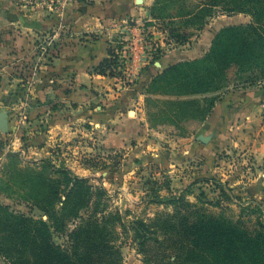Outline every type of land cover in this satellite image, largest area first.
Segmentation results:
<instances>
[{"label":"rangeland","instance_id":"1","mask_svg":"<svg viewBox=\"0 0 264 264\" xmlns=\"http://www.w3.org/2000/svg\"><path fill=\"white\" fill-rule=\"evenodd\" d=\"M250 3L261 5L264 0H154L141 21L144 62L154 60L159 48L167 53H181L191 48L207 27L218 29V33L228 26L251 23L253 16L246 12ZM133 19L136 25L135 18L125 20L129 23ZM149 33L151 38L147 36ZM263 53L264 50H260L258 55ZM22 61L15 64L19 76H23V69L29 66L26 60ZM254 67L230 86L237 90L264 87V77L259 78L264 63ZM233 73L234 69L231 76ZM221 93L209 95L220 96ZM188 123L183 121L184 125L179 128L182 132L178 129L176 133L178 136L188 134ZM79 125L82 132L74 138L50 144L44 141V152L31 153L33 156L28 157L22 154L28 146L20 128L16 129L18 125L11 135L22 139L15 143L11 138L0 139V202L15 215L5 218L0 211V264H57L48 254L54 244L70 257L67 264L75 263L78 255L85 256L86 251L92 253L98 243L108 245L114 264H224L223 255L202 249L200 240L192 236V242L187 241L185 236L191 235L189 225L214 218L233 222L255 234L264 223V198L260 195L241 205L218 208L208 201L219 198L220 191L217 194V188L207 182L206 190L197 192L209 203L207 206L193 205L186 192L179 194L183 181L194 183L204 177L197 174L200 170L196 161L179 168L177 165L168 173L156 172L150 168V163H142L143 156H137L131 151L132 147L108 150L99 133H83L85 129L92 132L99 127L91 120H81ZM8 134L10 132L4 135ZM174 142L175 152H183L179 139L175 138ZM163 143V147H169L168 142ZM243 154L222 152L220 155L221 159L235 161L226 167L230 170L228 174L236 176L245 187L235 193L238 197L247 195L249 189L253 192L260 189L259 185L252 184L257 181L261 184L264 179L261 174L255 175L251 153L246 154L249 161L246 156L244 160ZM78 179L84 180L83 187H75ZM33 180L40 184L33 187ZM58 181L61 201L54 204L50 201L57 200ZM70 196L89 198L81 217L70 218L74 207L65 201ZM21 215L32 220L29 229L19 224ZM59 219H66L65 230L55 228L54 223L61 222ZM76 230L78 234L72 235ZM84 237L88 240H81ZM106 254H109L107 248Z\"/></svg>","mask_w":264,"mask_h":264},{"label":"crops","instance_id":"2","mask_svg":"<svg viewBox=\"0 0 264 264\" xmlns=\"http://www.w3.org/2000/svg\"><path fill=\"white\" fill-rule=\"evenodd\" d=\"M153 1L65 0L59 8L50 9L23 0H0V109L10 113V134L0 133V139L11 138L13 143L22 139L11 135L18 125L16 129L20 128L31 142L22 154L39 155L45 150L44 141L50 144L72 139L82 132L79 122L89 119L99 127L83 133H99L108 150L132 147L137 156H143L142 163H150L156 172L168 173L177 165L179 168L196 161L200 170L197 174L228 180L233 194H220L214 202L208 201L218 208L241 205L258 195L264 198V179L261 184L253 182L252 186L259 185L257 191L249 189L247 195L236 196L245 187L236 176L228 174L230 170L220 156L222 152H244L243 156L251 153L255 175L264 178V87L237 90L229 86L203 120H188L186 136H178L179 128L173 123L152 120L151 114L157 108L148 103V98L163 97L147 91L154 76L170 64L202 57L218 31L207 27L191 48L168 52L161 60L146 64L141 21ZM129 18H135L136 25L131 32L134 59L127 69L137 80L130 86L97 72L110 55V41L119 38L111 24ZM49 33L57 36L52 55L37 47L38 38ZM21 59L29 64L23 76L15 72L16 61L22 63ZM201 134L213 137L203 143L197 138ZM175 138L181 142L183 152H175ZM163 141L169 147H163ZM182 183L179 194L186 192L193 205H209L197 193L206 190L204 181Z\"/></svg>","mask_w":264,"mask_h":264},{"label":"trees","instance_id":"3","mask_svg":"<svg viewBox=\"0 0 264 264\" xmlns=\"http://www.w3.org/2000/svg\"><path fill=\"white\" fill-rule=\"evenodd\" d=\"M246 12L253 16L251 23L232 25L221 29L214 37L209 50L202 57L170 64L161 73L154 76L147 91L153 96H163L157 98L150 96L148 98V103L157 108V111L151 114L155 123L168 121L180 128L183 121L203 120L219 99L218 94L209 95L211 92L221 93L233 81L240 79L246 71L264 63V53L258 55L260 50H264V4L250 3ZM134 25L135 22L131 21L130 26ZM150 35L151 33L147 34L148 37ZM125 44V41H120V43L110 45V55L97 67L98 73L114 77L121 76L122 73L118 69L120 63L117 51L121 50ZM158 50L159 53L154 54V60L150 63L161 60L167 53L161 48ZM233 69L234 73L231 76L230 73ZM260 77H264V67ZM135 83H137L136 79L128 81L126 85L130 86ZM25 140L26 146L31 143L30 139ZM33 181L34 183L31 181L33 187L40 184L38 180ZM201 181L213 184L212 186L217 188L215 190H219L221 195L233 194L234 192L230 189L228 180L223 182L215 177L204 176L199 177L194 183ZM83 182L82 179L76 180L75 187H83ZM85 188L89 189V187ZM60 189L61 184L58 181L57 200L55 198L50 202L56 204L61 201ZM65 201L66 204L71 203L74 207L73 215L70 218H77L81 217L82 209L88 207L89 198L70 196ZM0 211L4 213L5 218L15 216L9 211V207L1 202ZM19 221L23 229L31 227L32 220L29 217L21 215ZM59 221L61 222L57 225L56 222L54 223L55 228L59 231L65 230L67 227L66 219H59ZM189 227L191 228V235L185 236L187 241L192 242V236L200 240L202 249L223 255L224 264H264V223H261L260 230L255 234L233 222L214 218H209L200 224H190ZM76 234H78V230L72 233V235ZM81 240H88V238L84 237ZM102 244L104 243H98L92 253L86 251L85 256L78 255L74 259L75 263L69 264H114L110 260V248L108 245ZM49 248L52 250L48 253L49 257L54 258L57 264H67L70 257L65 251H62L60 246L54 244ZM106 248L109 251L108 255Z\"/></svg>","mask_w":264,"mask_h":264},{"label":"built area","instance_id":"4","mask_svg":"<svg viewBox=\"0 0 264 264\" xmlns=\"http://www.w3.org/2000/svg\"><path fill=\"white\" fill-rule=\"evenodd\" d=\"M64 1L65 0H23V2H25L26 4H29V5L41 4L50 9L59 8L63 4ZM132 21H134V19ZM111 26L118 30L119 38L111 40L110 45L120 43V41L126 42L124 47L121 50L117 51L119 63H120V66L118 69L122 73L121 76H117V78L121 79L126 84L128 81H132L136 79L135 74L133 72L128 71L127 69L128 65L134 59L133 51L135 48L134 46L135 44L131 39V32H132L133 27H131L130 22L128 23V21L126 20L114 21L111 24ZM56 37H57L56 34L53 35L52 33L40 36L37 42L38 49L42 51L43 53L49 55L50 51L54 49ZM263 105H264V102H263ZM246 157L248 158L247 161H249V156H246ZM246 157L244 159L245 161H246ZM225 162H226V165L235 164V161H232V159L225 160ZM209 185H213V184H209Z\"/></svg>","mask_w":264,"mask_h":264},{"label":"water","instance_id":"5","mask_svg":"<svg viewBox=\"0 0 264 264\" xmlns=\"http://www.w3.org/2000/svg\"><path fill=\"white\" fill-rule=\"evenodd\" d=\"M9 120V113L0 109V129L5 133L9 132ZM212 137V135L201 134L197 138L203 143H208L212 139Z\"/></svg>","mask_w":264,"mask_h":264}]
</instances>
